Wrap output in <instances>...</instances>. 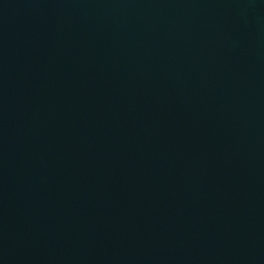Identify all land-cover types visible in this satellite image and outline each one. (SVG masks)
Listing matches in <instances>:
<instances>
[{
	"label": "water",
	"instance_id": "1",
	"mask_svg": "<svg viewBox=\"0 0 264 264\" xmlns=\"http://www.w3.org/2000/svg\"><path fill=\"white\" fill-rule=\"evenodd\" d=\"M0 264H264V0H0Z\"/></svg>",
	"mask_w": 264,
	"mask_h": 264
}]
</instances>
